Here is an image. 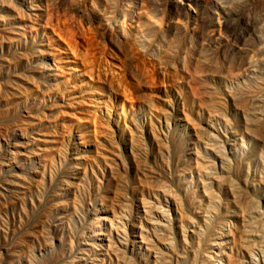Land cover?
Returning <instances> with one entry per match:
<instances>
[{"label":"rangeland","instance_id":"374dc122","mask_svg":"<svg viewBox=\"0 0 264 264\" xmlns=\"http://www.w3.org/2000/svg\"><path fill=\"white\" fill-rule=\"evenodd\" d=\"M184 1L0 0V264H264V0Z\"/></svg>","mask_w":264,"mask_h":264},{"label":"bare ground","instance_id":"6f19581e","mask_svg":"<svg viewBox=\"0 0 264 264\" xmlns=\"http://www.w3.org/2000/svg\"><path fill=\"white\" fill-rule=\"evenodd\" d=\"M188 1V0H187ZM194 1H196L197 2V0H194ZM227 2H235V1H237L238 2V0H226ZM244 1V0H243ZM249 1V0H248ZM167 2H169V4H171V5H173L174 7H177L179 10L181 9L182 11H184L185 13H188V14H191V13H193L192 12V10L190 9V7L189 6H187V4L185 3V1L184 0H167ZM189 2H190V0H189ZM199 2V1H198ZM201 2V1H200ZM261 2V1H260ZM242 4V3H241ZM240 4V5H241ZM247 4H249V3H247ZM244 5V4H243ZM246 6V5H245ZM243 8H245V7H243ZM242 8V9H243ZM202 13V12H201ZM187 15V14H186ZM189 16V15H188ZM235 16H237V15H235ZM190 17V16H189ZM200 17V16H199ZM203 17V16H202ZM191 18H194L193 16L191 17ZM197 18V17H196ZM210 18V17H209ZM215 18V20H216V25L215 26H217V28L219 29V28H224L223 27V25L225 24V19L223 20V21H220L219 20V18H216V17H214ZM214 18H213V20H214ZM201 19V18H200ZM210 20H211V18H210ZM229 20V19H228ZM242 20V19H241ZM226 23H227V21H226ZM225 26V25H224ZM218 29H216V30H218ZM215 31V30H214ZM217 32V31H216ZM215 32V34H217ZM213 34V33H212Z\"/></svg>","mask_w":264,"mask_h":264}]
</instances>
